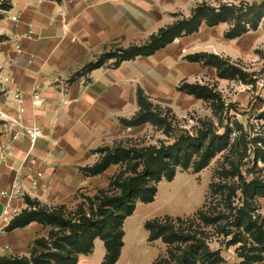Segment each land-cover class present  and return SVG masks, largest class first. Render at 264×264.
<instances>
[{
  "label": "rangeland",
  "instance_id": "1",
  "mask_svg": "<svg viewBox=\"0 0 264 264\" xmlns=\"http://www.w3.org/2000/svg\"><path fill=\"white\" fill-rule=\"evenodd\" d=\"M118 5L111 10L115 18L103 19L96 35V60H103L96 85L87 74L81 82L96 92L95 107L83 114H88L87 127L76 125L59 142L73 159L65 165L63 201L47 208L61 212L67 225H49L28 264H60L55 254L67 248L76 257L80 245L70 224L86 217L95 227L104 214V198L120 193L117 181L131 174L126 161L98 174L90 169L103 148L161 147L182 135L200 140V146L188 148L189 168L178 165L172 181L150 180L158 195L139 211L168 226L162 232L169 242L159 239L156 264H264V249L248 229L253 222L264 230V0H126ZM173 26L178 28L152 54L121 59V49L149 43L152 35ZM83 71L77 68L69 78L76 82ZM140 98L156 119L129 125L126 120L141 109ZM209 143L216 153L195 171ZM124 208L116 207L115 214L121 216ZM64 236L70 237L59 240ZM140 244L144 257L156 255L155 245Z\"/></svg>",
  "mask_w": 264,
  "mask_h": 264
},
{
  "label": "crops",
  "instance_id": "2",
  "mask_svg": "<svg viewBox=\"0 0 264 264\" xmlns=\"http://www.w3.org/2000/svg\"><path fill=\"white\" fill-rule=\"evenodd\" d=\"M125 1L12 0L11 7L22 15L17 22H0L4 31L0 36V76L9 74L12 78L4 83L9 89L0 94V109L10 114L16 112L18 102L11 89L19 88L25 100L24 123L40 125L45 136L32 146L22 135L13 142L11 154L0 152V201H4L1 192L11 187L18 173L28 188L27 197L40 206L49 208L63 201L68 182L65 165L73 158L65 154L67 146L59 142L63 132L87 123L83 118L88 114H83L96 105V92L81 83L89 76L90 85L95 86L96 68L77 72L81 77L76 82L69 75L96 61V35L102 30L101 22L115 18L111 10ZM31 27L34 34L29 36ZM92 116L95 117L94 111ZM86 127L82 126V130ZM6 141L7 137L0 132V143ZM33 182H37V187ZM157 195L158 191L155 198ZM152 202L137 201L133 213L124 219L123 246L114 264H153L158 259L162 242L150 240L145 226L156 217L139 215L141 207ZM47 229L37 221L12 230L0 223V257L29 258L37 239L45 237ZM140 243L155 245L156 255L145 258ZM105 254V242L97 237L91 251L78 255L76 264H102Z\"/></svg>",
  "mask_w": 264,
  "mask_h": 264
},
{
  "label": "trees",
  "instance_id": "3",
  "mask_svg": "<svg viewBox=\"0 0 264 264\" xmlns=\"http://www.w3.org/2000/svg\"><path fill=\"white\" fill-rule=\"evenodd\" d=\"M209 17L210 16L207 17L208 21L210 23L213 22L214 18ZM177 28L178 26H173L166 31L163 30L159 35H152L151 41L144 45H133L129 48L121 49V59L129 60L137 55L152 54L156 49L163 45L164 37L171 35ZM102 64L103 60L101 59L91 61L84 67V70L91 71L95 68L101 67ZM140 103V111L129 120H126L129 125L137 126L156 119V114L152 110L147 108L145 109L146 102L143 98H140ZM159 120L163 121L162 119ZM198 145L200 146L199 137L182 135L172 144L161 147L149 145L142 148L116 147L112 150L107 147L103 148V155L90 168L94 174L101 173L111 164L123 161L128 163L127 167L130 169L131 174L125 178H120L117 181L120 187V193L118 195L110 197L107 196L104 198V202L100 204L101 211L104 214L99 219L95 227H93L94 224L87 223L88 221L86 217L79 219L77 224H70V226L74 227V237L72 238L78 242V245H80L78 255L80 253H87L91 251L94 239L99 237L104 240L106 246V254L102 264H114L118 260L123 246L124 219L133 213L137 201L148 203L155 199L157 185L150 184V180H155L156 182H160L163 178L169 181L173 180L176 174V167L178 165H182L184 168H189L190 166L191 159L189 157L188 148ZM211 147L212 144L209 143V146L205 148L199 160L194 163L195 171L203 169L215 155L216 152ZM140 167H142V170H139ZM257 190L258 188H256V191ZM26 201L32 206V200L27 196ZM38 206H40L39 203L36 205V208H31L29 210H27L28 208L24 209L5 227L6 230L25 227L33 221L40 222L45 226H49L51 224L67 225V222L62 219L61 212L57 213L54 211L51 213L50 211L52 210H49L46 206H41L40 208H38ZM116 207H125L121 216L115 214L114 210ZM107 209L111 210H108L107 212ZM116 219L117 222L120 221L119 223L121 224V228L119 229L117 227L118 224L116 223ZM160 219L161 218L156 217L146 222L145 226L150 233L149 239H161L163 242H169V236H164L162 232V230L167 229L168 226L160 224ZM248 229L252 231L255 241L264 249V230L262 227L257 223L252 222L248 226ZM88 231L94 232L90 234L91 232ZM78 233H81L82 236L80 237ZM68 237L70 236H64V238L61 237L59 240L66 239ZM42 241L43 240L40 238L37 239L36 243L39 244ZM65 252V254L63 252L55 254V256L59 258L61 262L60 264H76L78 261V255L71 258L69 256L68 248ZM156 263L157 260L153 264ZM0 264H28V262L26 257L8 258L6 256H1Z\"/></svg>",
  "mask_w": 264,
  "mask_h": 264
},
{
  "label": "built area",
  "instance_id": "4",
  "mask_svg": "<svg viewBox=\"0 0 264 264\" xmlns=\"http://www.w3.org/2000/svg\"><path fill=\"white\" fill-rule=\"evenodd\" d=\"M12 0H0V22H17L22 12L14 11L11 7ZM4 34V31L0 28V36ZM34 34V29L31 27L28 30V35L32 36ZM12 78L9 74L0 76V94H5L8 89L4 83H9ZM13 99L18 102V107L14 114H10L2 109H0V132L2 135L7 137L5 143H0V152L3 155L11 154L13 151V142L17 140L20 136L24 135L33 146L40 139L45 136V131L40 125L33 123L27 125L24 123V117L26 113V107L24 105V94L19 88H12ZM33 186L37 187V182H33ZM29 191L26 187L23 178L20 173L17 174L11 187L2 191L1 195L4 198L2 212L0 214V223L6 227L12 219L19 215L25 208H36V206H31L26 201V196ZM25 204L23 208L20 204Z\"/></svg>",
  "mask_w": 264,
  "mask_h": 264
},
{
  "label": "water",
  "instance_id": "5",
  "mask_svg": "<svg viewBox=\"0 0 264 264\" xmlns=\"http://www.w3.org/2000/svg\"><path fill=\"white\" fill-rule=\"evenodd\" d=\"M2 208H3V203H2V201H0V214L2 212Z\"/></svg>",
  "mask_w": 264,
  "mask_h": 264
}]
</instances>
